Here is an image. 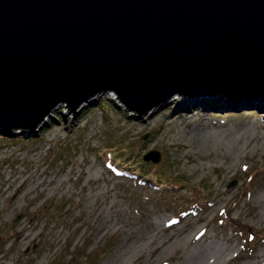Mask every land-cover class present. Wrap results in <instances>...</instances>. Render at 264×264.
<instances>
[{"label": "rangeland", "instance_id": "1", "mask_svg": "<svg viewBox=\"0 0 264 264\" xmlns=\"http://www.w3.org/2000/svg\"><path fill=\"white\" fill-rule=\"evenodd\" d=\"M175 95L138 113L101 88L0 126V264H174L153 256L200 225L233 264L264 257V109L216 99L163 123Z\"/></svg>", "mask_w": 264, "mask_h": 264}, {"label": "water", "instance_id": "2", "mask_svg": "<svg viewBox=\"0 0 264 264\" xmlns=\"http://www.w3.org/2000/svg\"><path fill=\"white\" fill-rule=\"evenodd\" d=\"M101 88L138 113L175 91L264 93V0H0L2 128Z\"/></svg>", "mask_w": 264, "mask_h": 264}, {"label": "bare ground", "instance_id": "3", "mask_svg": "<svg viewBox=\"0 0 264 264\" xmlns=\"http://www.w3.org/2000/svg\"><path fill=\"white\" fill-rule=\"evenodd\" d=\"M207 92V93H206ZM199 93L196 96H177V102L174 107L173 114H167L162 121L168 123L173 121L175 116L183 117L186 112H182L189 107L200 108L204 110L213 103L212 100H219L218 106L236 105L239 103H251L264 109V93H246L234 92L230 96L227 92L215 91L216 93ZM177 106V107H176ZM192 109V110H193ZM190 111V110H189ZM193 210V211H192ZM188 214H197L198 211L192 209ZM180 217V216H179ZM179 219V218H178ZM175 221H178L177 218ZM25 235L23 231L18 232V240ZM157 249V245L155 247ZM232 248V243L229 240H219L212 237V234L200 225L191 231L181 230L177 231L172 237L168 239L163 245L157 249V253L153 256L156 261L165 260L167 258H175L174 264H233L235 255L229 254ZM255 254V259L252 261H243L241 264H264V257H258ZM153 258H149L151 261Z\"/></svg>", "mask_w": 264, "mask_h": 264}, {"label": "trees", "instance_id": "4", "mask_svg": "<svg viewBox=\"0 0 264 264\" xmlns=\"http://www.w3.org/2000/svg\"><path fill=\"white\" fill-rule=\"evenodd\" d=\"M162 182V181H161Z\"/></svg>", "mask_w": 264, "mask_h": 264}]
</instances>
